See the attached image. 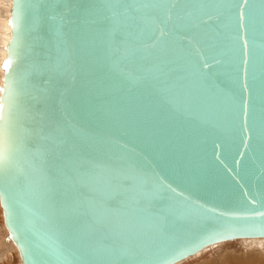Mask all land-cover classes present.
I'll return each instance as SVG.
<instances>
[{"label":"snow or ice","instance_id":"1","mask_svg":"<svg viewBox=\"0 0 264 264\" xmlns=\"http://www.w3.org/2000/svg\"><path fill=\"white\" fill-rule=\"evenodd\" d=\"M39 2L15 0L13 55L20 38L21 19L29 10L35 13ZM86 17L84 23L88 28L81 33L80 40L90 70L98 73L95 87L99 94L111 95L125 83L144 85L164 96L176 110L196 114L212 126L226 121L236 127L242 114V127L248 139L255 134L264 141V79L260 80L258 95H252L257 67L264 77V46L258 65L255 60L252 64L253 84L243 85L249 98L238 103L217 88L206 71L209 68L206 58L200 50H196L195 55L188 51L184 47L186 37L180 34L192 32L190 39L197 42L212 38L229 41L223 47L212 45L210 50L214 55L211 58L221 70L237 79L240 63L245 65L247 74L249 39L254 40L257 32L264 36V0H91ZM215 19L220 23L212 27L210 22ZM51 20L56 37V59L52 64L39 65L38 69L41 74L49 70L67 73L72 70V48L64 28L73 21L64 16H53ZM170 22L172 27H169ZM241 29L244 36L240 34ZM241 40L243 59L238 62L236 43ZM10 63L5 61L4 68H9ZM29 75L25 72L13 77L9 73L7 88L0 89L6 92L0 101V120L4 121L0 200L9 208V227L20 243L25 260L33 264L26 242L17 234L11 210L13 202L25 208L20 230H27L36 237L32 246L47 244L49 254L58 261L67 260L54 239L63 220L60 207L72 212L77 218L74 223L87 236L110 240L106 251L125 264H169L170 259L192 251L195 246L190 247L179 241L176 233H165L163 229L166 218L181 212L182 206L169 195L176 189L162 177L149 173L125 156H66L57 151L66 143L61 128L46 133V114L34 113L23 104L29 88L33 93L31 98L37 102L49 95L46 87L30 85ZM122 102V97H113L110 110L122 114L127 110ZM21 110L25 120L37 122L26 131L24 139L17 140L10 136L9 128L19 123L14 118ZM32 137L43 142L34 150ZM96 151L103 153L102 143ZM18 153L24 154L22 163L16 158ZM53 155L54 165L49 160ZM53 168L58 173L56 177L52 176ZM25 196L36 206L24 204ZM260 206L264 207V203ZM257 217L261 219L257 221ZM244 227L264 234V212L253 211L250 223ZM148 232L155 234L151 243L144 240ZM122 250H128L127 254L118 255ZM80 260L81 257L74 255V264Z\"/></svg>","mask_w":264,"mask_h":264},{"label":"water","instance_id":"2","mask_svg":"<svg viewBox=\"0 0 264 264\" xmlns=\"http://www.w3.org/2000/svg\"><path fill=\"white\" fill-rule=\"evenodd\" d=\"M14 6L15 0H10L9 37L5 45L4 62L11 63L7 69L3 65L0 89L7 88L9 73L13 77L29 73V84L46 87L49 95L41 97L37 102L31 98L33 93L29 88L23 104L32 108L34 113L46 114V133L61 128L66 143L57 151L66 156H125L149 173L162 177L176 189L175 193L169 195L182 206V210L169 215L163 229L165 233H176L179 241L195 247L177 259H170L169 264L183 261L212 245L245 238H264L260 231L244 227L250 223L253 211L264 212V207L260 206L264 203V141L255 134L248 139L242 127V114L236 127L226 121L212 126L204 123L196 114L176 110L164 96L144 85L125 83L111 95L99 94L95 87L98 73L90 70L80 40L81 33L88 28L84 21L91 0H40L38 10L35 13L27 11L21 19L20 38L13 55L12 41L16 39V29L12 24ZM53 16H64L73 21L64 28L72 48V70L67 73L49 70L41 74L38 66L52 64L56 59V37L51 20ZM219 23V19L210 22L212 27ZM169 27H172L171 22ZM180 34L186 37L184 47L188 51L195 55V51L200 50L206 58L205 62L209 64L206 71L217 88L226 96L234 97L238 103L249 98V92L243 90V85L253 84L251 68L254 60L258 65L264 36L257 32L254 40L249 39L247 74L245 65L240 63L239 76L233 79L213 62L211 57L214 53L210 50L212 45L223 47L229 41L212 38L197 42L190 39L192 32ZM240 34L245 35L243 29ZM235 55L238 62L242 61V40L236 43ZM216 59L220 57L216 56ZM261 79L264 77L259 74L257 67L253 96L258 95ZM5 95V91H0V101ZM113 97L123 98L122 107L127 110L122 114L110 110ZM14 119L19 123H13L9 134L17 140L24 139L26 131L35 127L37 122L25 120L22 110ZM3 133L4 121L0 120V147ZM42 143L39 138H31L33 150ZM101 143L104 151L98 153L96 149ZM23 156V153H18L16 158L22 163ZM49 160L53 165L56 163L54 155L49 156ZM57 175L53 168L52 176ZM23 203L29 207L36 206L27 196ZM0 209L8 240L15 246L21 264H29L13 229L9 227V208L2 200ZM11 210L17 234L20 240L26 242L33 264H74V255L81 257L77 264H125V261L115 259L106 251L110 240L87 236L74 223L77 218L63 207H60L62 224L54 239L67 260L58 261L49 254L47 244L33 247L32 241L36 237L27 230H20L24 223L25 208L13 202ZM256 219L259 221L261 218ZM154 238L155 234L148 232L144 240L151 243ZM127 251L122 250L118 255H126Z\"/></svg>","mask_w":264,"mask_h":264},{"label":"rangeland","instance_id":"3","mask_svg":"<svg viewBox=\"0 0 264 264\" xmlns=\"http://www.w3.org/2000/svg\"><path fill=\"white\" fill-rule=\"evenodd\" d=\"M6 233L0 209V264H21L17 250ZM178 264H264V239L223 242Z\"/></svg>","mask_w":264,"mask_h":264},{"label":"bare ground","instance_id":"4","mask_svg":"<svg viewBox=\"0 0 264 264\" xmlns=\"http://www.w3.org/2000/svg\"><path fill=\"white\" fill-rule=\"evenodd\" d=\"M9 3H10V0H0V85H1L2 68L4 65V58H5V45H6L8 37H9V26H8ZM254 239L260 240V239H264V238H245L242 240H254ZM197 253H199V252H197ZM196 254H194V255H196ZM194 255H192V256H194ZM192 256H189V257H192ZM180 262H177L174 264H178Z\"/></svg>","mask_w":264,"mask_h":264}]
</instances>
